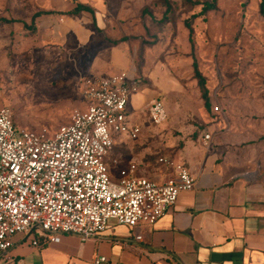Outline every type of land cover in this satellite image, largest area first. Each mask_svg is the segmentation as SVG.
Instances as JSON below:
<instances>
[{
    "label": "rangeland",
    "instance_id": "1",
    "mask_svg": "<svg viewBox=\"0 0 264 264\" xmlns=\"http://www.w3.org/2000/svg\"><path fill=\"white\" fill-rule=\"evenodd\" d=\"M202 1L0 0V107L10 108L15 126L51 134L75 109L84 108L82 82L96 68L119 61L118 55L145 82L153 76L167 78L173 92L161 96L170 104L165 122L111 150V157L122 151V163L134 162L141 174H165L157 158L169 155L172 143L180 144L187 129L198 125L199 112L208 113L213 122L262 127L260 0H215L213 10L193 17ZM77 3L93 13L66 14ZM167 4L169 12L163 16ZM194 61L204 78L208 107L197 86ZM212 104L221 111L213 113Z\"/></svg>",
    "mask_w": 264,
    "mask_h": 264
},
{
    "label": "built area",
    "instance_id": "2",
    "mask_svg": "<svg viewBox=\"0 0 264 264\" xmlns=\"http://www.w3.org/2000/svg\"><path fill=\"white\" fill-rule=\"evenodd\" d=\"M136 90L137 82L128 80L124 70L86 78L81 84L84 108L75 109L51 134L15 126L10 108L0 107V254L13 246L18 233L35 234L31 245L39 246V240L59 242L62 234L81 241L95 238L110 220L130 228L141 222L152 225L180 193L193 189L195 176L188 167L164 155L157 162L170 173L162 180L116 159L117 176H110L107 157L113 137L135 140L140 133L138 125H129L126 113ZM211 111L221 109L212 104ZM147 113L151 124L165 122L160 96L149 102ZM210 138L203 134L205 146ZM107 263L104 255L92 259V264Z\"/></svg>",
    "mask_w": 264,
    "mask_h": 264
},
{
    "label": "crops",
    "instance_id": "3",
    "mask_svg": "<svg viewBox=\"0 0 264 264\" xmlns=\"http://www.w3.org/2000/svg\"><path fill=\"white\" fill-rule=\"evenodd\" d=\"M115 56L119 61L96 68L91 76L124 70L128 80L137 82L126 113L129 125L140 127L138 138L153 125L147 113L149 102L173 92L167 78L160 81L153 76L147 83L126 59ZM162 102L165 110L169 108ZM197 116L198 125L187 129L180 144L173 142L169 155H164L188 167L195 176L194 187L180 193L156 223L141 222L130 228L110 220L95 238L81 241L73 234H62L59 242L39 240V246L31 245L35 234L18 233L13 246L0 254V264H92L97 254L106 256L107 264H264V125L213 122L203 111ZM204 133L211 134L208 146L203 143ZM113 138V147L130 140L126 135ZM110 154L108 170L116 178L112 160L126 164L124 153ZM164 171L148 177L162 180L170 173ZM251 174L252 178L244 176Z\"/></svg>",
    "mask_w": 264,
    "mask_h": 264
},
{
    "label": "trees",
    "instance_id": "4",
    "mask_svg": "<svg viewBox=\"0 0 264 264\" xmlns=\"http://www.w3.org/2000/svg\"><path fill=\"white\" fill-rule=\"evenodd\" d=\"M187 1H190V0H187ZM194 4H196L197 2H193ZM215 0H205V1H202L201 2V9H200V12L197 13V14H193L192 16L193 17H196L198 15H202L204 14L205 12L209 11V10H213L215 8ZM82 11H86V12H90V13H93L91 7H89L88 5L86 4H83V3H77L72 9H70L69 11L66 12V14H70V15H77L79 14L80 12ZM169 12V5L167 4L166 7H165V11H164V14L163 16H165L167 13ZM259 12L262 16H264V0H260V3H259ZM40 13H35L32 17V19H34L36 16H38ZM3 21L5 22H11L13 20H5L3 19ZM188 27V31H189V40H190V35H191V28L189 25H187ZM123 39H120V41H122ZM113 44H117L118 41H113L112 42ZM193 70H194V76L197 80V86L199 88V91H200V95H201V98L203 100V105L204 107H208V97H207V89L205 87V83H204V78L203 76L201 75V73L199 72V70L197 69V65L195 63V61L193 62Z\"/></svg>",
    "mask_w": 264,
    "mask_h": 264
}]
</instances>
